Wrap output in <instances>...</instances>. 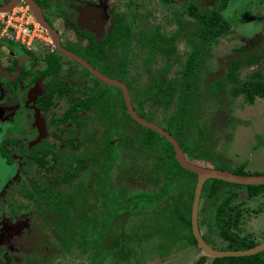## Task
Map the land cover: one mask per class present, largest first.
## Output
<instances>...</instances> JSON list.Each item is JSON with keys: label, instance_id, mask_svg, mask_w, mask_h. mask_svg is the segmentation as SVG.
I'll return each instance as SVG.
<instances>
[{"label": "rangeland", "instance_id": "374dc122", "mask_svg": "<svg viewBox=\"0 0 264 264\" xmlns=\"http://www.w3.org/2000/svg\"><path fill=\"white\" fill-rule=\"evenodd\" d=\"M7 1L0 0V5ZM104 1L108 2V5L115 3L114 8L125 13L126 25L131 38L128 44L121 45L111 53L110 63L100 66L114 73H120L123 82L131 86L135 105L138 107V100L145 99L152 79L161 77L165 81H170V79L180 78V72L194 49L190 42V35L196 19L187 12L188 8L192 2H196L198 10H210L214 0ZM62 2V0H50V3L56 5L57 8L58 3ZM51 9L50 14L56 20L61 37H64L68 48L74 49L75 44L71 43L73 30L69 28L67 19L56 18V11L53 7ZM44 14L50 24L55 27V23L46 11ZM221 15L229 25L226 32L206 43L195 60L194 82L196 89L204 97L189 108L188 114L184 117L190 121L186 130L188 149L186 157L195 164L212 168L228 164L230 169L234 170L243 164L244 170L250 174H262L264 173V99L255 97L252 103L248 102L245 95H233L230 87L223 84H219L213 94H207V90L211 84L227 73L231 60L242 62L238 73L241 81H245L252 72L264 76V0H229ZM155 30H158L160 35L167 40L179 33L176 36L177 40L174 41L175 52L171 57L170 53L166 57L164 53L161 54L158 50L150 51L138 43L136 36L139 32L145 31L148 34ZM44 36L48 39L47 34ZM76 40L78 42L79 37ZM79 42L84 43V41ZM39 43L42 42H34V45ZM5 44L12 49L10 43ZM16 57L18 58V53ZM255 59L257 61L252 62ZM4 60H6L5 55L0 54V69L3 68ZM248 60L250 64L245 63ZM51 83L64 90L54 89L56 92L50 109L46 113H41L33 108L35 97L43 95L42 93ZM92 85L93 82L89 76L66 60L62 61L58 75L52 81L46 80L45 86L38 94L19 96V100L17 99L15 103L8 102V110L0 116L12 124L8 126L10 132L7 133L5 139L15 137L18 143L21 141L30 148L45 138L49 132L48 128H52L62 137V144L69 138L80 140V145L72 154L85 157L92 150L93 144L100 142L99 139L118 138L121 133L132 132L133 124L124 121L122 122L125 126L124 130L114 127V121L121 123L120 119H122L120 95L115 89L109 90L107 103L103 107L98 106L87 112L81 111L79 114L83 119L81 124L73 125L70 121L59 126L57 130L55 124L50 123L49 120L60 117L71 102L86 96ZM97 89L98 87H95V90ZM178 93L177 90L171 102L166 105L156 100L148 101L143 111L152 122L165 128L170 125L168 123L170 116L176 111ZM18 113L21 116L20 121L19 118H14L18 116ZM25 113L30 114L29 120L25 119ZM73 127L77 129L74 133ZM19 129L27 131L25 137H20ZM90 137L92 139L89 140ZM157 142L156 151L144 150L139 154L138 162L147 157L144 166H135L137 164L134 158L135 152L128 146L116 143L108 150L109 156L106 162H89L85 170H77V175L73 176L71 185L67 186L60 180L67 162H59L55 166L58 170H51L50 177L53 178L51 180H53L52 183L54 182L52 184L54 189L71 190L68 196L73 199L86 198L83 206L86 207L84 209L86 218L82 221L81 216L77 215L76 222L73 223V216L69 215L68 221L70 225L76 224V230L71 231L67 238H63L65 241L64 244L60 243L61 247L58 242L56 243L59 246H57L54 259H57L50 261L46 256L38 263H211L212 258L208 256L199 262L203 254L198 246L191 242L189 230L175 221L170 222L171 203L176 202L185 215H190L192 204L190 198L193 193L194 178L187 176V178H182L178 185L171 187L163 179L157 180L155 174L151 178L146 176L147 173H152L153 156L165 154L163 141L158 139ZM9 148L14 150L13 146ZM68 158V156H63L60 161H67ZM166 163L169 165L170 161L167 160ZM6 167L4 161L0 160V179L6 175ZM10 170L8 166V176ZM16 170H19L21 176L25 174L33 178L42 169L27 164ZM122 174L126 176L122 177ZM14 181L15 179L11 183ZM20 188L19 186L18 190ZM96 195L98 196L95 199ZM171 198L175 201L173 202ZM21 203L30 207L29 213L34 218L38 208H34L33 200L20 194L15 197L13 204L16 206ZM235 203L241 208L242 214L239 227L232 230L241 236L249 235L258 243L264 242V193L248 199L246 192L240 190ZM204 205H207V221L212 224L214 223V211L211 200H201L200 207ZM34 220L35 218L31 222ZM78 221H81L79 225ZM200 230L204 234L207 233L204 224L201 225ZM13 237L21 240V235L15 234ZM213 237L216 246L225 245L226 242L215 232ZM17 245H13V248L20 249L19 242ZM24 248L25 245L18 252L25 250Z\"/></svg>", "mask_w": 264, "mask_h": 264}, {"label": "flooded vegetation", "instance_id": "af4514ba", "mask_svg": "<svg viewBox=\"0 0 264 264\" xmlns=\"http://www.w3.org/2000/svg\"><path fill=\"white\" fill-rule=\"evenodd\" d=\"M34 1L41 8L43 17L48 22V24H50V22L48 21V18H46V14H44L45 11L47 12L48 16L51 17V20L55 23V27L51 24L50 25L58 33L60 44L62 47L79 56L91 67L100 71L105 76L110 77L108 75L110 73L112 75H118L121 77L120 73H114L107 68H102V66H100L104 63H110L109 58L111 53H113L115 49L120 48L121 45L123 46L121 41L125 40L124 35L121 34V36H118L119 38L117 37V48H113V45L111 46L109 44L110 32L114 29L120 28L121 26L123 28L127 26L125 13L120 12L117 8H114L115 3H113V5H108V2L106 3V1L104 0H62L63 2L58 3L59 7L57 8L56 5H52L50 3V0ZM52 7L56 11V14L59 15L57 16L55 14L56 18L63 17L64 19H67L69 28L73 30V38L71 43L75 44L74 49L68 48V44L67 42H65L64 37H61V32L59 28H57L55 22L56 20H54L50 14V9ZM64 19L62 20L64 21ZM46 33L48 40L45 42L43 41L42 43H39L37 45H32V47H25L14 41H8L7 43H10L12 45V49H10L5 44L6 42H1L0 54L5 55L6 60L2 62L3 68L0 69V116H2V114H4L8 110V102L15 103L19 96L35 95L36 93L38 94L41 88L45 86L46 80H48L49 82L55 79V76L58 75V72L61 69L62 61L64 60H66V62H69L73 67L83 72L92 79L93 85L88 90L91 91L93 87H98L94 85L93 78L101 83H104L103 81L96 78L80 62L59 53L56 47L53 45L49 33L47 31ZM143 33L147 32L143 31ZM77 37H79L78 42L76 40ZM140 37L141 33L139 32L136 36L138 41ZM130 38L131 33L129 31L128 40ZM79 41H84V43L81 44ZM92 44H94L95 47H101V56H94V54L90 51ZM152 51H155V49ZM16 53H18V58L16 57ZM52 57L58 58L60 65L59 70L55 72L54 75H40L39 73L46 70L47 68V59H50ZM119 81L123 82L122 78L119 79ZM123 83L128 88L127 83ZM108 86L114 87L111 85ZM60 88L62 87H57L54 83L48 85L44 93H42L43 95L35 97L36 100L34 102L33 108L41 113H46L52 105L51 103L54 93L57 90L59 91ZM54 89L56 90L55 92ZM48 90L51 91L52 96L50 100L47 101V99H49V96H47L48 94L46 93ZM62 90L64 89L62 88ZM118 90L121 92L120 89ZM129 94L133 109L138 114V107L135 105V102H132L130 91ZM121 96L123 99L122 92ZM85 97L86 96L80 99H83ZM44 98L47 99L44 100ZM77 100H75L74 102H76ZM38 102H41L43 106L44 104H47V107H43L42 109L36 108V103ZM91 110L92 109H83L81 111L87 112ZM65 111L57 119L49 120L52 125L55 124L56 129H59V126L70 121H72L73 125L81 124V122L83 121V119L79 115L81 111L76 113L78 116V120H68L63 123L60 122V119L65 114ZM29 115L28 113H25L26 120L30 119ZM18 116H14V118H19L18 120L20 121L21 116ZM11 125L12 124L9 123L8 120L0 118V160L4 161L5 165L7 166V170L8 166L9 168H11L9 176L8 171L6 170V175L0 179V264H31L34 262L38 263L39 260L41 261L45 259L46 256L48 257V260L52 261L57 252V246L60 245L61 247V242H63L62 244H64L65 239L63 238H67L68 235H70L71 231L76 230V224L70 225L68 221L69 215L73 216V223L76 222L75 220L77 219V215H86V210L84 211L86 207H83L86 198L82 199L84 200V203L82 204V200L78 201L77 199H73L72 197L68 196V192L70 193L71 190L68 189L66 191H59L58 189H54V187L52 186L54 182L52 183L53 180L51 179L53 178L50 177V172L52 169H54L53 171L58 170V168H55V166H57L59 162H67L65 164L66 170L69 163L72 164L80 158L85 160V166L82 169H77L79 171L85 170L88 167L87 164L89 162H106V159L109 156V149H106V144H104V140L106 138H103L102 140L99 139L100 142H96L95 144H93L92 150H90V152H88V154L83 157L80 155L72 154L80 145V140L69 138V140L67 139L62 144V137L52 128H48L49 132L47 135H45L46 137L42 138L39 143L32 145L30 148L25 146L21 141L18 143L15 137L5 139L7 133L10 132V127L8 126ZM72 131L74 133L75 131H77V129L73 127ZM26 132L27 131L25 129L18 130V134L20 135V137H25ZM90 139H92V137H90L89 140ZM116 141L117 138H115V142ZM10 146H13L14 150L9 148ZM98 151L101 152V155L97 160L94 161L92 158L93 152ZM4 154L7 156H5ZM63 156H68V160L60 161ZM8 157L10 158L9 160ZM27 164L35 165L42 170L39 171V174L33 178H30V176H25V174L21 176L19 174V170H16V168L19 169L21 166L23 167V165ZM46 175H48V177ZM246 175H250V173ZM12 178L15 179L13 183H11L13 181ZM60 180H62V177ZM62 182L67 186L68 184L70 185V183H73L72 179L69 181L62 180ZM10 184L12 185L9 186ZM19 186L21 188L18 190ZM65 193L67 197H69V199L61 200L60 203H58L57 200H60L61 196H64ZM20 194L24 197L26 196V198H29V200H33V203L35 205L34 208H38L36 210V216L34 217L35 220L32 222L31 220H33L34 218L29 213L31 210H29L30 207H28V205L26 206L21 203L15 206V204H13L15 202V197L20 196ZM88 201L90 200L88 199ZM40 209L42 210V212ZM61 211L65 213V217L63 218V220L61 219ZM79 222L80 221H78V225ZM15 234L19 236L21 235V240L14 239L13 235ZM17 242L20 243V249L13 248V245L18 246ZM57 242L59 243V245L56 244ZM24 245L25 250L18 252L22 250L21 248ZM29 247L31 249H29ZM40 250L42 251L40 252ZM12 254H14L13 257ZM8 256H11L12 258ZM38 264H40V262Z\"/></svg>", "mask_w": 264, "mask_h": 264}, {"label": "trees", "instance_id": "16d2710c", "mask_svg": "<svg viewBox=\"0 0 264 264\" xmlns=\"http://www.w3.org/2000/svg\"><path fill=\"white\" fill-rule=\"evenodd\" d=\"M228 2L229 0H214L212 4L213 6L210 10L204 9L202 11L198 10L196 2H192L190 4L187 12L196 19L195 25L191 29L190 35V42L193 45L194 49L190 54L187 62L185 63V67L180 72V78L165 81V79L163 80L161 77H155L154 79H152L147 88L148 94L145 99L138 100V114L141 117L151 121L143 111L144 105L148 101L153 100L166 105L171 102L177 90L179 91L176 111L170 116V119L168 121L170 125H167L165 129L175 137L185 155H188L186 144V130L190 125V121L188 119L186 120L184 117L188 114L190 110L189 108H192L204 97V95L196 89V83L194 82V69L196 67L195 60L199 54V51L206 43H208L217 35L226 32L229 25L227 21L223 19L221 12L226 8ZM121 34L124 35L125 38L124 41H121L122 44H128L129 29L127 26H125L124 28L121 26L120 28L112 30L109 34V44L111 46L113 45V48H117V37L119 35L121 36ZM178 35L179 33L175 34V36L170 38V40H167L166 38L162 37V35H160L158 30H155L148 34L142 32L138 42L142 47H147L151 51L155 49L158 50L161 54L164 53L166 57L170 53L171 57V55L175 52L174 41L177 40L176 36ZM90 51L94 54V56L102 55L101 47H95L94 44H92ZM256 61L257 60L255 59L252 62ZM247 62L250 64L249 60L245 61L246 64ZM241 64L242 62L240 61L231 60L229 62L227 73L223 75L217 82L211 84L208 87L207 94H213L217 90L219 84H223L230 87L229 89L231 90L233 95H245L248 102L252 103L255 97H261L264 99V76L257 72H252L248 75L245 81H241L238 76ZM59 66L60 65L58 58L52 57L50 59H47L46 70L40 72L39 74L43 76L54 75V73L59 70ZM108 75L118 80L121 79V77L118 75H112L110 73ZM93 80L94 85L98 86V89L95 90V87H93L90 92H87L85 98L78 99L76 102L69 104L65 111V114L60 119V122L63 123L68 120H78V116L76 113L83 109H95L98 106L103 107L107 103L109 90L115 89L120 95L122 119H120L121 123H119V121H114V127H116L117 129L125 128V126H123L122 124V122L124 121L125 123L133 124L134 129L130 133L119 134L117 138L118 141L116 142L114 137L106 138L104 140L106 149H110L116 143L128 146L133 152H135L134 158L135 163H137L135 166H144L146 163L145 159L147 157L138 162V160L140 159L139 154H141V152H143L144 150L156 151L158 145L157 141L158 139H161L164 143L163 152H165V154H156L155 156H153L152 160L154 164L153 169H151L152 173H147L146 176L151 178L155 174L157 180L163 179L165 182H167V184H170L171 187L172 185H178V183L182 181V178L191 176L194 178V192L196 174L182 168L178 164V162L174 159V150L172 145L164 137L150 129L141 126L127 114L121 92L118 89L101 83L94 78ZM127 85L132 96V102H135L133 97V90L129 84ZM59 91H62V88H60ZM46 93L48 94L47 96H49V99L44 98V100L47 99L48 101L52 96L51 91L48 90ZM43 107L46 108L47 104H44L43 106L41 102L36 103V108L42 109ZM100 155V151L93 152V160H97ZM9 159L10 158L8 157V160ZM167 160L170 161L169 165L166 163ZM73 163H69V165L67 166V169L62 176L63 181L71 180L73 176L76 175V170L80 168L82 169L85 166V160L82 158L76 160V165H74ZM213 168L229 170L241 175H246L249 173L244 170L243 164L234 170H231L228 164L217 165ZM253 174L260 175L261 173ZM121 176L125 177L126 175L122 174ZM240 190H244L246 192V198L251 199L264 193V185H239L228 183L218 179H209L205 181L203 185L200 199L211 200V205L213 206L214 211V223L210 224V222L207 221V205H204L203 207H199L198 225L199 229L201 228L202 224L206 226L207 233L204 234L201 232V230L200 232L204 240L213 248L221 250H238L247 249L258 244V241L252 239L249 235L241 236L240 234L232 230L233 228L239 227L240 217L242 214L241 208L237 203H235V199L240 193ZM97 196L98 195L95 196V199L97 198ZM173 198H171V200L174 202L175 200ZM65 199H69L66 194L64 196H61L60 200L57 201L58 203H60L61 200ZM190 199L192 203L193 193H191ZM83 203L84 200H82V204ZM171 205L172 207L170 208V222L174 223L175 221L179 223L178 225H181L189 230L191 242L194 245H197L191 231L190 215H185V213L181 210L178 204H176V202L171 203ZM64 217L65 213L61 211V219L63 220ZM80 218L83 221L85 220L86 215H82ZM214 232L216 233V235L220 236L223 241L226 242L225 245L216 246L215 239L213 237ZM205 258L206 256L203 255L199 259V262L203 261ZM210 264H264V251L249 256L212 258Z\"/></svg>", "mask_w": 264, "mask_h": 264}, {"label": "water", "instance_id": "95a60500", "mask_svg": "<svg viewBox=\"0 0 264 264\" xmlns=\"http://www.w3.org/2000/svg\"><path fill=\"white\" fill-rule=\"evenodd\" d=\"M20 1H24L29 6V9L33 17L40 24V26L49 33L53 45L56 47L59 53H61L62 55L68 58H72L80 62L82 65H84L86 69H88V71H90L96 78L103 81L104 83L120 89L123 95V99L128 115L141 126L150 129L158 133L162 137H164L172 145L174 150V159L178 162V164L182 168L196 174V183L194 187L193 199H192L191 211H190V222H191L192 234L196 240L197 246L202 251V254L211 258H221V257H230V256H234V257L249 256L264 251V242L258 243L257 245L247 249L221 250V249L213 248L202 237L198 225L200 198L205 181L209 179H218L228 183L239 184V185H264V174L240 175V174H235L229 170L206 167L190 162L186 158L182 148L180 147L178 141L175 139L173 135H171L166 129L160 127L156 123L148 121L136 113L131 103V98L128 88L123 82L105 76L100 71L91 67L79 56H77L76 54L72 53L71 51L61 46L58 33L44 19L41 8L34 0H9L7 3L0 5V11L3 12L9 11L13 7H15Z\"/></svg>", "mask_w": 264, "mask_h": 264}, {"label": "built area", "instance_id": "2783aa9c", "mask_svg": "<svg viewBox=\"0 0 264 264\" xmlns=\"http://www.w3.org/2000/svg\"><path fill=\"white\" fill-rule=\"evenodd\" d=\"M44 34L46 35V32L36 22L24 1L9 11H0V44L8 40L31 47L34 42L47 41Z\"/></svg>", "mask_w": 264, "mask_h": 264}, {"label": "clouds", "instance_id": "9594fccd", "mask_svg": "<svg viewBox=\"0 0 264 264\" xmlns=\"http://www.w3.org/2000/svg\"><path fill=\"white\" fill-rule=\"evenodd\" d=\"M21 2V1H20ZM19 2V3H20ZM18 5V4H17ZM29 7V6H28ZM37 22V21H36ZM38 23V22H37ZM39 24V23H38ZM40 25V24H39ZM45 32H46V30L44 29V28H42ZM47 34V33H46ZM4 42H8V40H4ZM2 43H3V41H2ZM1 45V44H0ZM34 45V44H33ZM32 47V46H31ZM185 154V153H184ZM186 156V155H185Z\"/></svg>", "mask_w": 264, "mask_h": 264}]
</instances>
